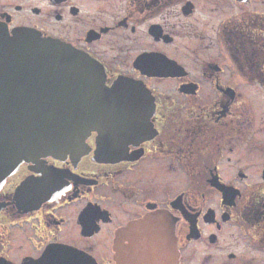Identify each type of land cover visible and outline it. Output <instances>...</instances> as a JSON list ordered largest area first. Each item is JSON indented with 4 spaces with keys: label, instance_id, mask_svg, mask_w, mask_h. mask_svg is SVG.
Here are the masks:
<instances>
[{
    "label": "flooded vegetation",
    "instance_id": "af4514ba",
    "mask_svg": "<svg viewBox=\"0 0 264 264\" xmlns=\"http://www.w3.org/2000/svg\"><path fill=\"white\" fill-rule=\"evenodd\" d=\"M0 26L128 89L0 183V264H264V0H0Z\"/></svg>",
    "mask_w": 264,
    "mask_h": 264
},
{
    "label": "water",
    "instance_id": "95a60500",
    "mask_svg": "<svg viewBox=\"0 0 264 264\" xmlns=\"http://www.w3.org/2000/svg\"><path fill=\"white\" fill-rule=\"evenodd\" d=\"M119 90L128 91L109 89L102 66L86 53L0 26V183L20 162L65 153L117 122Z\"/></svg>",
    "mask_w": 264,
    "mask_h": 264
}]
</instances>
